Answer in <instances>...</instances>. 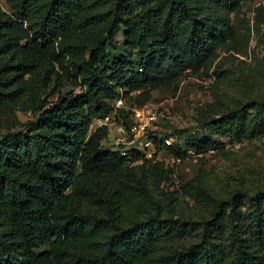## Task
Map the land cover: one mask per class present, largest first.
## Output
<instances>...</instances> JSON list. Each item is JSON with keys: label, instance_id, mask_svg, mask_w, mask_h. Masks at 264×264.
<instances>
[{"label": "trees", "instance_id": "trees-1", "mask_svg": "<svg viewBox=\"0 0 264 264\" xmlns=\"http://www.w3.org/2000/svg\"><path fill=\"white\" fill-rule=\"evenodd\" d=\"M5 1L0 264H264V179L222 190L198 179L183 188L197 207L195 219L186 217L168 195L155 197L146 174L129 169V156L101 144L106 127L90 130L123 90L147 92L185 69L197 72L218 49L241 52L231 17L249 0ZM119 26L138 59H110ZM55 67L81 93L40 101ZM25 105L33 117L20 123L15 112ZM215 112L214 134L264 137V98ZM167 137L148 141L179 160L188 149L220 145L207 136L166 145Z\"/></svg>", "mask_w": 264, "mask_h": 264}, {"label": "rangeland", "instance_id": "rangeland-1", "mask_svg": "<svg viewBox=\"0 0 264 264\" xmlns=\"http://www.w3.org/2000/svg\"><path fill=\"white\" fill-rule=\"evenodd\" d=\"M0 6L9 12L5 0H0ZM231 19L241 52L230 46L218 49L197 72L185 69L178 77L147 92L127 93L123 90L121 97L111 103L112 112L106 116L108 122L104 120L106 117L97 118L90 126L92 131L106 127L107 137L101 144L129 156V169L146 174L148 187L155 197L168 195L176 210L180 209L186 217L194 219L197 207L183 189L186 185L196 186L197 180L203 179L210 189L222 190L226 185L252 183L256 176L264 179V137L252 141L231 140L214 134L208 124L215 111L224 105L237 100L264 98V0H249L239 13L232 14ZM126 32L119 26L115 45H107L110 59L139 58L138 49L128 42ZM55 71L58 77L53 78V85L51 81L47 85L43 83L47 87L43 88L40 101L52 102L59 92L81 93V88L71 77L66 78L57 67ZM119 100L121 104H118ZM32 112V108L25 105L16 110L15 117L23 123L32 119ZM150 135L168 136L166 145L181 146L190 139L203 136L220 145L218 149L204 153L188 149L185 158L179 160L156 151L151 142L147 146ZM136 153L139 156H135ZM152 165H157L165 174L158 178Z\"/></svg>", "mask_w": 264, "mask_h": 264}, {"label": "built area", "instance_id": "built-area-1", "mask_svg": "<svg viewBox=\"0 0 264 264\" xmlns=\"http://www.w3.org/2000/svg\"><path fill=\"white\" fill-rule=\"evenodd\" d=\"M118 104H121V101H120V100L118 101ZM104 120H105V122H106V121L108 122V117H106ZM101 122H102V121H99V123H101ZM101 124H103V123H101ZM134 130H135V129H133V131H134ZM166 142H167V141H166ZM167 143H169V142H167ZM146 145L149 146V145H150V141H148V142L146 143Z\"/></svg>", "mask_w": 264, "mask_h": 264}]
</instances>
